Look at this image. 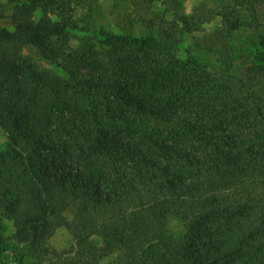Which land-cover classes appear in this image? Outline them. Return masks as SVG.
I'll return each instance as SVG.
<instances>
[{
  "label": "trees",
  "instance_id": "16d2710c",
  "mask_svg": "<svg viewBox=\"0 0 264 264\" xmlns=\"http://www.w3.org/2000/svg\"><path fill=\"white\" fill-rule=\"evenodd\" d=\"M158 1L141 0L147 11ZM72 9L70 0H24L13 38L0 31V257L264 264V0L221 1L222 36L257 31L238 81L178 55L167 30L74 37ZM174 14L184 31L206 22ZM30 45L60 71L24 53ZM1 216L15 226V249ZM60 226L71 235L63 252L49 244ZM94 232L102 247L88 240Z\"/></svg>",
  "mask_w": 264,
  "mask_h": 264
},
{
  "label": "rangeland",
  "instance_id": "374dc122",
  "mask_svg": "<svg viewBox=\"0 0 264 264\" xmlns=\"http://www.w3.org/2000/svg\"><path fill=\"white\" fill-rule=\"evenodd\" d=\"M24 0H0V31L12 39L15 31L19 27L11 19L15 7ZM73 7L71 14L72 21L76 25L74 37L82 38L90 36L92 32L109 31L118 35H132L141 37L149 34L152 30L162 33L167 30L172 37L170 49L174 50L181 57L193 56L203 63H215L219 70L224 72L229 78L238 81L245 74L242 73L243 62H249L246 58L247 50L250 47V41L257 39V31L252 28L242 27L238 31L233 30L235 35L232 38H226L219 33L223 20L219 15V8L222 0H167L166 3L160 0L157 3L155 11H147L145 4L134 0H70ZM181 1V4L178 2ZM230 1V0H224ZM168 8L170 10H168ZM172 9V10H171ZM178 14L185 13L189 16L196 14L206 17V22L201 25V29L195 32L182 30V24L177 22ZM179 11V12H178ZM245 11L242 12V16ZM42 10H37L34 18L39 20L42 16ZM179 15V14H178ZM177 15V16H178ZM163 16L167 24L162 23ZM179 17V16H178ZM179 26L180 28H177ZM264 31V27H262ZM167 34V33H166ZM250 39V41H248ZM78 41L73 40L72 44L77 45ZM24 53L36 57L41 63L55 71H60L50 61L46 60L39 50L33 46H25ZM238 58V67L231 68L229 58ZM246 56V57H245ZM243 57V58H240ZM245 57V59H244ZM7 142L6 135L0 134V148H3ZM74 215V209L69 207L64 213L65 220H71ZM2 218V234L6 244L11 249L19 246L13 237L15 226L13 222L4 216ZM169 226L173 232L180 234L184 230L183 223L173 217L169 220ZM88 240L95 246L102 247L103 238L97 233H91ZM51 248L59 252L69 250L71 245V235L65 226H60L54 236L50 239ZM21 249V248H20ZM23 251L27 250L23 248ZM28 264H35V258H27ZM0 264H12V261L0 257Z\"/></svg>",
  "mask_w": 264,
  "mask_h": 264
}]
</instances>
